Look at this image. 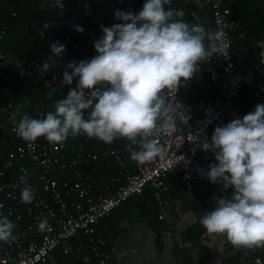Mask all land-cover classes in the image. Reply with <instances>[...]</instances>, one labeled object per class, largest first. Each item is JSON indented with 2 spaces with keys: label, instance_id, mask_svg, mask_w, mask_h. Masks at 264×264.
<instances>
[{
  "label": "built area",
  "instance_id": "2783aa9c",
  "mask_svg": "<svg viewBox=\"0 0 264 264\" xmlns=\"http://www.w3.org/2000/svg\"><path fill=\"white\" fill-rule=\"evenodd\" d=\"M207 2L212 9L215 33L222 32L223 38H212L205 43L210 50V55L205 58L208 60L198 62L199 70L188 80L184 81L182 78L177 89L163 90L167 111L149 136L161 149L154 158L144 162L133 160L130 152L131 148L136 147L131 145L130 148L131 142L125 137V143L120 147H104L99 141L100 149L95 151H78L73 146L69 148V138L63 143L49 142L44 136L42 141L23 140V143L0 140V157L5 155L9 159V162L0 167V215L7 216L15 223L14 239L0 241V264L45 263L56 248L64 245L78 232L94 234V226L101 219L131 196L141 195L146 188L153 190L157 218L167 227L163 231L165 236L167 232L174 230L168 218L169 203L163 196L166 178L179 180L188 191L197 186L211 188L207 200L214 207L215 197L231 195V187L224 189L221 182L212 183L207 178L208 166L216 162L215 156L211 150H203L198 145L205 138L210 139L215 127L232 120L228 110L242 87L254 90V105L264 102V37L251 48L249 65L244 69L238 67L234 61L236 38L231 33L234 22L230 18V9L225 0ZM64 9L65 5L58 10L59 13ZM57 21L67 23L61 17ZM45 23L48 27L42 26L39 33L50 37L57 23ZM81 35H85V32ZM59 41L66 47L79 48L78 41L70 36ZM66 47L59 59L65 54ZM50 55L49 46L33 60L15 58L10 52L0 49V62L13 65L20 75L33 73L32 81H40L42 88L56 89L66 66L56 68L44 78L40 64ZM203 84H216L219 95L193 102L180 97L181 94L192 93L197 86ZM55 101L52 102L53 108ZM25 113L31 116L29 111ZM23 114L16 113L9 105L0 106V115L3 117L0 128H8L10 133L17 134L16 121ZM85 114L87 115V110ZM68 149L71 155H68ZM23 162H27L29 166L22 165ZM13 166L19 169L13 170ZM85 167H114L118 172L110 178L109 185H100L95 189L92 176L82 170ZM21 177L34 190L31 202L21 199V191L25 187ZM36 177L38 185L34 182ZM43 217L48 218L51 227L41 230L38 224ZM102 243L104 242L98 238L93 244V252L100 258V264H114L110 262L108 254L99 248ZM178 246L182 247V244L178 243ZM241 250L240 257L234 264H264L259 246H241Z\"/></svg>",
  "mask_w": 264,
  "mask_h": 264
},
{
  "label": "clouds",
  "instance_id": "9594fccd",
  "mask_svg": "<svg viewBox=\"0 0 264 264\" xmlns=\"http://www.w3.org/2000/svg\"><path fill=\"white\" fill-rule=\"evenodd\" d=\"M170 2L143 0L138 12L115 10L120 22L101 25L102 35L93 42L96 54L67 63L61 82L70 85L78 78L76 86L55 101L54 110L39 117L24 113L16 121L17 135L29 142L44 136L53 143L81 134L105 143L125 137L130 148L139 146L131 148L133 160L154 158L161 149L149 136L167 111L163 90L177 89L182 78L186 81L199 70L198 62L208 60L206 37L224 35L209 34L202 24H190L182 19V9L165 7ZM57 3L63 9L62 0ZM73 27L83 31L81 25ZM65 47L60 41L49 44L51 55L40 64L42 74L57 64ZM198 146L215 156L207 178L221 182L224 189L232 188L229 197H215V207L201 216V225L237 247L264 245V102L215 127L210 139ZM21 180L25 183L21 199L31 202L34 190L24 177ZM14 227L13 221L0 215V241L14 239ZM38 227L50 228L48 218L43 217Z\"/></svg>",
  "mask_w": 264,
  "mask_h": 264
},
{
  "label": "crops",
  "instance_id": "0c3cea01",
  "mask_svg": "<svg viewBox=\"0 0 264 264\" xmlns=\"http://www.w3.org/2000/svg\"><path fill=\"white\" fill-rule=\"evenodd\" d=\"M225 1L234 22L231 28V33L236 38L234 61L238 67L244 69L249 65L251 48L264 37V0ZM142 4L143 0H79L74 7H69L65 17L74 25L83 26V31L86 32L85 39L81 41L83 53L69 60L79 62L94 56L96 50L93 42L102 35L101 25L110 26L120 22L114 17L115 10L135 13L141 9ZM165 7L182 9L185 13L182 19L190 24H202L209 34H215L212 9L207 0H171ZM71 29L75 30L73 25ZM212 38L211 35L206 37L205 43ZM33 47L34 45L30 49L34 50ZM72 86L70 84L71 88ZM253 93L252 88H241L228 110L232 119L240 118L254 109ZM216 95H219L216 84H203L197 86L192 93L181 94L180 97L193 102L196 99L208 100ZM77 137L80 136L69 137L70 147L72 140ZM37 139L42 141V136ZM118 139L119 137L114 140ZM101 142L104 147H108V143ZM124 143L123 138L122 144L117 147ZM7 162L8 156L0 157L1 168ZM22 165L29 166L27 162ZM12 169L17 171L19 168L13 166ZM34 182L39 184L38 177ZM164 184L166 190L163 196L169 203L168 218L174 227L172 232L163 235L166 224L157 218L153 190L146 188L141 195L131 196L101 219L94 226V234L78 232L64 245L56 248L43 264H100V258L93 252V244L98 238L104 242L99 248L108 254L110 262L114 264L236 263L242 251L241 247L233 245L222 234L207 232L200 223L201 216L214 208L207 200L212 189L197 186L188 191L179 180L173 178H166ZM259 254L264 259V245L259 246Z\"/></svg>",
  "mask_w": 264,
  "mask_h": 264
},
{
  "label": "trees",
  "instance_id": "16d2710c",
  "mask_svg": "<svg viewBox=\"0 0 264 264\" xmlns=\"http://www.w3.org/2000/svg\"><path fill=\"white\" fill-rule=\"evenodd\" d=\"M78 1L62 0L65 9L59 13L57 0H0V49L3 52H10L15 58L33 60L48 48L50 42L63 40L64 37L70 36L73 40L78 41L79 48L66 47L65 54L43 76L46 78L56 68L66 66L70 61L69 58L83 53L81 41L85 39L86 32L85 35H81L84 31L71 29L74 24L65 17L67 9L74 7ZM58 17L63 18L67 23H60L57 21ZM48 21L57 23L54 33L50 37L42 36L39 30ZM32 45H34V50L30 49ZM76 82L77 80H73L72 88L76 86ZM70 88V85L60 82L55 91L49 95L52 89L42 88L40 81L33 82L32 75L29 76L26 73L20 75L16 70L0 65V106L9 105L20 115L29 111L32 117H39L41 113L54 110L52 102L62 99ZM2 121L3 117L0 115V123ZM123 138L119 137L117 141L114 140V143H108L107 146L117 147L122 144ZM1 139L12 140L14 143H23L24 140L17 134L10 133L8 128H0ZM98 140L86 135L74 138L71 145L79 151H95L100 149ZM134 146L139 147L138 145ZM68 147L70 148V145ZM67 153L71 155L69 149ZM82 170L92 176L94 187L102 183L109 185L110 178L117 175V169L114 167H85Z\"/></svg>",
  "mask_w": 264,
  "mask_h": 264
},
{
  "label": "water",
  "instance_id": "95a60500",
  "mask_svg": "<svg viewBox=\"0 0 264 264\" xmlns=\"http://www.w3.org/2000/svg\"><path fill=\"white\" fill-rule=\"evenodd\" d=\"M0 65H1V66H5V67H8V68H11V69H13V70H16V68H15L13 65H11V64H6V63H1V62H0ZM26 74L29 75V76H31V75L34 76V75H33L32 73H30V72H26Z\"/></svg>",
  "mask_w": 264,
  "mask_h": 264
}]
</instances>
